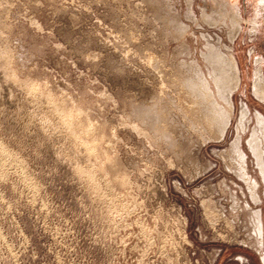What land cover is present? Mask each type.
I'll use <instances>...</instances> for the list:
<instances>
[{"label": "rangeland", "instance_id": "rangeland-1", "mask_svg": "<svg viewBox=\"0 0 264 264\" xmlns=\"http://www.w3.org/2000/svg\"><path fill=\"white\" fill-rule=\"evenodd\" d=\"M263 91L264 0H0V264H264Z\"/></svg>", "mask_w": 264, "mask_h": 264}, {"label": "bare ground", "instance_id": "bare-ground-1", "mask_svg": "<svg viewBox=\"0 0 264 264\" xmlns=\"http://www.w3.org/2000/svg\"><path fill=\"white\" fill-rule=\"evenodd\" d=\"M229 66H230V70H231V76L230 77H231V86L232 87H231V90L229 91V93L226 95L227 100H229V97H230V94H231L232 90H235L236 87L238 86V81H239V78H238V75H237L236 65H235L234 61L231 58L229 59ZM260 81H261V75H260V71L257 69L256 72H255V85L260 83ZM255 93H258V92L255 91ZM260 93H262V91ZM263 93H264V91H263ZM261 97H262V95H261ZM248 114H249V111H248L247 107L243 106L242 109H241V119H244L245 117H247ZM255 120H256V125L258 126V130H259L260 134L264 138V118L260 114L256 113ZM236 142H237V146H238V138H237ZM248 143H249L250 147L253 149L254 152L258 150V145H259L258 144V139L254 136V134L252 135V138L248 141ZM262 170H263L262 171V177H263V182H264V169H262ZM256 220H257L258 236L260 237L262 235V224H261V216H260V214L258 212L256 213Z\"/></svg>", "mask_w": 264, "mask_h": 264}]
</instances>
